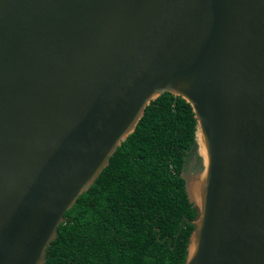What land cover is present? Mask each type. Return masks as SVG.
I'll return each mask as SVG.
<instances>
[{
	"label": "water",
	"instance_id": "1",
	"mask_svg": "<svg viewBox=\"0 0 264 264\" xmlns=\"http://www.w3.org/2000/svg\"><path fill=\"white\" fill-rule=\"evenodd\" d=\"M164 93L196 121L184 264H264V0H0V264L45 263Z\"/></svg>",
	"mask_w": 264,
	"mask_h": 264
},
{
	"label": "trees",
	"instance_id": "2",
	"mask_svg": "<svg viewBox=\"0 0 264 264\" xmlns=\"http://www.w3.org/2000/svg\"><path fill=\"white\" fill-rule=\"evenodd\" d=\"M195 130L183 99L164 93L152 101L64 214L44 264H184L196 211L182 174L200 170Z\"/></svg>",
	"mask_w": 264,
	"mask_h": 264
},
{
	"label": "rangeland",
	"instance_id": "3",
	"mask_svg": "<svg viewBox=\"0 0 264 264\" xmlns=\"http://www.w3.org/2000/svg\"><path fill=\"white\" fill-rule=\"evenodd\" d=\"M186 172H188V173H189V172H191V171H189V169H186L184 173L186 174Z\"/></svg>",
	"mask_w": 264,
	"mask_h": 264
}]
</instances>
